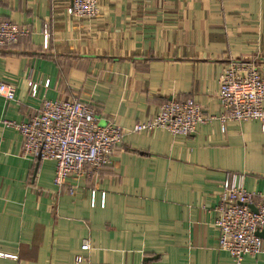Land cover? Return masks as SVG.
<instances>
[{
    "label": "crops",
    "instance_id": "0c3cea01",
    "mask_svg": "<svg viewBox=\"0 0 264 264\" xmlns=\"http://www.w3.org/2000/svg\"><path fill=\"white\" fill-rule=\"evenodd\" d=\"M70 3L0 0V21L31 32L0 50V83L15 86V101L0 96V121L26 122L43 100L74 97L101 126L125 130L184 99L218 117L228 62L258 57L264 67V0H98L92 20L69 17ZM22 143L0 123V264H74L84 240L89 264H233L213 225L221 185L243 175L247 191L264 193L258 122L222 131L215 120L187 137L127 133L110 167L61 188L55 163L31 161ZM262 249L242 264H264V239Z\"/></svg>",
    "mask_w": 264,
    "mask_h": 264
},
{
    "label": "built area",
    "instance_id": "2783aa9c",
    "mask_svg": "<svg viewBox=\"0 0 264 264\" xmlns=\"http://www.w3.org/2000/svg\"><path fill=\"white\" fill-rule=\"evenodd\" d=\"M67 15L76 20L95 19L98 0H71ZM30 34L27 27L0 21V50L17 45ZM48 40L45 34L44 48ZM217 82L218 117L205 115L193 99H184L161 105L154 117L125 130L114 123L101 126L89 103L74 97L58 101L45 99L38 112L26 122L3 120L0 123L21 135L23 156L34 162L55 163L53 184L61 188L70 177L78 178L110 167L113 150L122 144L127 133L161 130L172 136L187 137L215 120L221 123L222 131L228 121L258 122L264 129V67L258 57L231 59ZM36 87L29 83L32 95ZM0 96L8 102L15 101V86L0 83ZM243 181V175L236 174L224 181L219 203L213 209V225L219 231L218 247L230 255L233 264H242L245 257H256L263 252V238L259 234L264 233V193L247 191ZM90 249L89 241L84 240L74 264H89L86 254Z\"/></svg>",
    "mask_w": 264,
    "mask_h": 264
},
{
    "label": "water",
    "instance_id": "95a60500",
    "mask_svg": "<svg viewBox=\"0 0 264 264\" xmlns=\"http://www.w3.org/2000/svg\"><path fill=\"white\" fill-rule=\"evenodd\" d=\"M250 208H251L252 210H254V211H255V208H254V207H252V206H251ZM259 236H260L261 238H263V239H264V233H263V232H262V233H260V234H259Z\"/></svg>",
    "mask_w": 264,
    "mask_h": 264
}]
</instances>
